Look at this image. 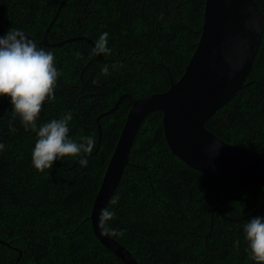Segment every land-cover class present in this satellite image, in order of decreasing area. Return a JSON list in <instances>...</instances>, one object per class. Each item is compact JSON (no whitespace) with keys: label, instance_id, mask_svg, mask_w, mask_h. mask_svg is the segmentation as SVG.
I'll return each mask as SVG.
<instances>
[{"label":"trees","instance_id":"16d2710c","mask_svg":"<svg viewBox=\"0 0 264 264\" xmlns=\"http://www.w3.org/2000/svg\"><path fill=\"white\" fill-rule=\"evenodd\" d=\"M62 1L0 0V37L15 28L41 42ZM83 1L67 0L47 35L50 45L65 43L43 46L54 53L60 75L55 99L45 101L36 123L39 128L71 111L70 137L94 136L95 148L87 167L80 166L82 157H64L37 171L32 165L37 135L26 131L18 116L13 119L10 97L0 96V143L5 145L0 151V264H124L95 236L90 217L130 99L101 119L100 145L97 119L125 94L139 99L167 91L171 80L184 74L201 38L206 0H153L154 6L144 9L142 0H135L143 11L139 23L122 14L118 2L92 0L90 9ZM255 2L264 14V0ZM84 11L111 26L107 46L112 54H102L104 60L93 61L94 47L68 41L100 29L97 24L81 33ZM149 11L161 15L143 21ZM141 32L138 42L135 34ZM106 64L108 75L102 73ZM83 71L86 90L80 95L88 98L74 110L64 85H83ZM162 120L163 113L156 111L140 126L113 195L118 203L107 205L115 212L108 224L124 234L110 237L139 264H255L243 228L254 217L264 218V187L227 186L217 195L220 182L172 154ZM206 127L227 143L264 153V33L244 88Z\"/></svg>","mask_w":264,"mask_h":264},{"label":"water","instance_id":"95a60500","mask_svg":"<svg viewBox=\"0 0 264 264\" xmlns=\"http://www.w3.org/2000/svg\"><path fill=\"white\" fill-rule=\"evenodd\" d=\"M66 1H62L42 41L36 42L38 47L65 43L50 45L47 35ZM204 17L201 38L177 82L171 80L167 91L144 98L125 94L97 119L100 145L101 119L117 110L124 99H130L132 107L90 217L95 236L124 264L139 263L116 240L101 235L99 217L121 182L137 133L150 114L163 113L162 126L170 151L184 164L220 182L217 195L227 186L264 187V153L227 143L206 127L207 121L244 88L261 45L264 14L255 0H206Z\"/></svg>","mask_w":264,"mask_h":264},{"label":"clouds","instance_id":"9594fccd","mask_svg":"<svg viewBox=\"0 0 264 264\" xmlns=\"http://www.w3.org/2000/svg\"><path fill=\"white\" fill-rule=\"evenodd\" d=\"M108 33H103L96 40L92 55H111L108 45ZM79 55V53H77ZM55 56L52 51L38 47L37 43L28 39L21 30L11 28L5 36L0 37V96L10 97L13 105V119L17 116L25 130L31 129L37 139L32 151V165L39 171L53 168L54 162L64 157H82L81 167H87V156L95 148L94 136H81L79 141L70 135L69 111L60 119H53L37 128V119L46 100L55 99L54 91L60 73L57 71ZM116 68L117 65H112ZM108 75L109 66L102 69ZM97 83V81H93ZM11 131L12 121L9 122ZM5 145L0 143V151ZM119 197L113 196L110 204L118 203ZM115 219V212L106 207L101 210L99 228L103 236H123V231L112 228L108 222ZM245 240L250 251V259L255 264H264V218L254 217L247 221L243 228ZM237 246L239 241L236 242Z\"/></svg>","mask_w":264,"mask_h":264},{"label":"flooded vegetation","instance_id":"af4514ba","mask_svg":"<svg viewBox=\"0 0 264 264\" xmlns=\"http://www.w3.org/2000/svg\"><path fill=\"white\" fill-rule=\"evenodd\" d=\"M83 2H84V5H85V3H87L88 5H90V9L92 8V5H91L92 0H84ZM104 2L107 3L108 5L110 3L118 2V4L120 5L119 6L120 12L122 14L126 13L129 18L137 19V15L139 16V14H142V12H143V11H141L139 13V8H140L139 2L140 1L138 3H135L136 2L135 0H104ZM141 2H143V5H142L143 9H144L146 4L149 5V6H151V5L154 6L153 0H142ZM111 5H114V4H111ZM124 6H125V8L122 9V7H124ZM146 14H149V17L144 18L143 21L145 19L153 18V17H154V19H153V21H154L156 16H158V15L160 16L161 15V14L158 13V11H157V15H156L155 11H149ZM33 23H31V25ZM72 23H73V25L75 24L74 22H72ZM83 23H84V26L86 28H84V27L82 28L80 26L81 27V31H82L81 33H86L89 30L92 31L93 30L92 29L93 26L95 27V25L100 24V29L96 30V31H92L91 32V36L90 35L81 34V35H74V36L70 37L69 40H72V42H76L77 44L82 45L84 49H85V46L86 47H90V46L94 47L95 46V42L100 37V35H102L105 32L108 33L111 30V28H110L111 26L109 27V24H107V23L104 24L101 21V17L99 15H96V14L95 15H88V13L86 11H84ZM136 23H139L138 19H137ZM142 34H143V32L135 34L136 41H138V42L142 41V39H141V35ZM30 38L32 40H34L32 37H30ZM91 56L93 57V61L104 60L102 54H99L97 57H95L94 55H92V52H91ZM91 63H92V61H91ZM84 74H85V71H83L81 73V81H82L83 85H80V86H77V87L75 85H72L71 88H69L68 86L64 85V91H65L64 93H66L65 94V100L66 101L72 100V103H73L72 105H73V109L74 110L75 109L76 110L79 109V107L76 105V103L80 106L81 105L80 102L81 101L84 102L88 98L87 95H85V94L80 95V93H82V92L84 93L85 90H86V83L84 81ZM74 100H75V102H74Z\"/></svg>","mask_w":264,"mask_h":264}]
</instances>
